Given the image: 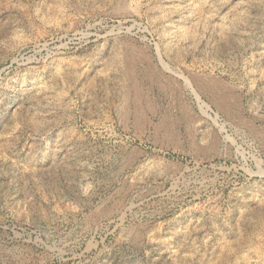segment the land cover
<instances>
[{"label":"rangeland","instance_id":"rangeland-1","mask_svg":"<svg viewBox=\"0 0 264 264\" xmlns=\"http://www.w3.org/2000/svg\"><path fill=\"white\" fill-rule=\"evenodd\" d=\"M0 36V264H264V0H0Z\"/></svg>","mask_w":264,"mask_h":264},{"label":"bare ground","instance_id":"bare-ground-1","mask_svg":"<svg viewBox=\"0 0 264 264\" xmlns=\"http://www.w3.org/2000/svg\"><path fill=\"white\" fill-rule=\"evenodd\" d=\"M21 12H22V11H21ZM48 13H49V12H48ZM26 15H27V14H26ZM5 25H6V24H5ZM6 26H8V25H6ZM3 29H4V28H3ZM1 30H2V29H1ZM3 31H4V30H3ZM7 31H9V30H7ZM7 31H5V32H7ZM3 37H4V36H3ZM4 38H5V37H4ZM6 38H7V37H6ZM6 38H5V39H6ZM0 41H2V40H1V36H0Z\"/></svg>","mask_w":264,"mask_h":264}]
</instances>
